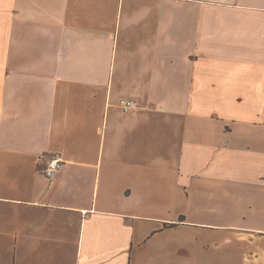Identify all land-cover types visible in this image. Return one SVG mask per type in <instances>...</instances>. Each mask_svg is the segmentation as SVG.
Segmentation results:
<instances>
[{
  "label": "crops",
  "instance_id": "0c3cea01",
  "mask_svg": "<svg viewBox=\"0 0 264 264\" xmlns=\"http://www.w3.org/2000/svg\"><path fill=\"white\" fill-rule=\"evenodd\" d=\"M11 225L22 264H264V0H0Z\"/></svg>",
  "mask_w": 264,
  "mask_h": 264
},
{
  "label": "rangeland",
  "instance_id": "374dc122",
  "mask_svg": "<svg viewBox=\"0 0 264 264\" xmlns=\"http://www.w3.org/2000/svg\"><path fill=\"white\" fill-rule=\"evenodd\" d=\"M14 231L13 225L3 229L5 235L0 234V264H22V257L18 250V243L12 236ZM17 248V250H16ZM25 264H28L26 262Z\"/></svg>",
  "mask_w": 264,
  "mask_h": 264
},
{
  "label": "built area",
  "instance_id": "2783aa9c",
  "mask_svg": "<svg viewBox=\"0 0 264 264\" xmlns=\"http://www.w3.org/2000/svg\"><path fill=\"white\" fill-rule=\"evenodd\" d=\"M119 105L124 113H130L137 109V104L133 100L123 99L120 101ZM62 166L63 161L61 158L52 159L44 170L45 176L49 179L53 178L61 170Z\"/></svg>",
  "mask_w": 264,
  "mask_h": 264
}]
</instances>
